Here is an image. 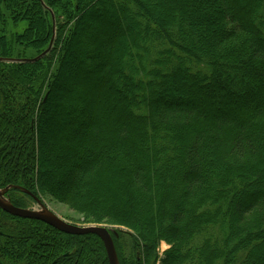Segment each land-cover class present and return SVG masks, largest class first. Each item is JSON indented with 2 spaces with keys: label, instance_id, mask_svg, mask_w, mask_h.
<instances>
[{
  "label": "trees",
  "instance_id": "obj_1",
  "mask_svg": "<svg viewBox=\"0 0 264 264\" xmlns=\"http://www.w3.org/2000/svg\"><path fill=\"white\" fill-rule=\"evenodd\" d=\"M0 58L15 207L17 186L127 228L119 264H264V0H0ZM0 264L110 263L97 235L0 208Z\"/></svg>",
  "mask_w": 264,
  "mask_h": 264
},
{
  "label": "rangeland",
  "instance_id": "obj_2",
  "mask_svg": "<svg viewBox=\"0 0 264 264\" xmlns=\"http://www.w3.org/2000/svg\"><path fill=\"white\" fill-rule=\"evenodd\" d=\"M6 9H8V6H6ZM99 17H103L101 15H95L94 17H89L88 21L92 22L96 19H98ZM13 27H10V30ZM26 28V24L22 23L21 26L18 27L17 31L19 33L22 32L23 29ZM83 45H87V38L83 35L80 36L76 42L74 43V50L75 53L79 56V50L81 49V47ZM0 61H8V62H16V59H1ZM58 65V63H56ZM55 64V65H56ZM54 66L55 68L57 67ZM74 75H75V71L73 69L72 66H70L69 64L67 65V67L64 68V76L62 78V80L60 81L61 85H65L68 86V88H72L73 85V81H74ZM95 85V83L93 84ZM96 89V88H95ZM58 92H61V88L57 89ZM102 93H104V90L101 89ZM98 92L97 90L93 89V93ZM55 102V99H53ZM50 108L52 109V103L50 104ZM228 114H232L233 116L234 113L232 112H227ZM123 122V120H122ZM44 141L45 143L48 142H52L54 141L53 138L50 137H44ZM68 186L65 184H58L57 186H55L53 189L55 192H60V190H64L65 188H67ZM13 186L11 187H6L4 189H0L1 191V197L12 204L11 202V198L8 194H10L9 192L12 189ZM15 188H18L16 190H19L20 192H23L27 195H25V202L28 203V206L26 207V209H31L34 211H38V212H47L49 215L55 217L56 219H59L65 223H68L70 225H75V226H104L109 230V233L111 235V232L113 233H118V231H122V232H128L131 233L127 228L125 227H119L117 225H111V224H102V225H98V224H94L89 222L90 221V217H88L87 214L85 213H80L72 208H70L68 205L61 203V201H59L54 195H42L39 194L38 196H35L34 194H30L29 191L25 190V189H21L17 186H15ZM112 237V236H111ZM169 248V245L166 244L165 242H161L159 245V253L160 256H162L164 254V252Z\"/></svg>",
  "mask_w": 264,
  "mask_h": 264
},
{
  "label": "water",
  "instance_id": "obj_3",
  "mask_svg": "<svg viewBox=\"0 0 264 264\" xmlns=\"http://www.w3.org/2000/svg\"><path fill=\"white\" fill-rule=\"evenodd\" d=\"M52 45H53V40L51 42L50 47L44 53H42L40 56H38L34 59H26L23 61H26V62L37 61L38 59H40L41 57H43L45 54H47L50 51ZM0 208L2 210H4L5 212H7L13 216H16V217H20V218H24V219H35V220L42 221V222L56 228L57 230H59L63 233H66V234H70V235L94 234V235H97L98 237L101 238V240L103 241V243L105 245L109 263L110 264H119L117 254H116V250H115V246L113 243V239L109 233V230L104 226H97V225L94 226L93 225V226L81 227V226L70 225L68 223H65V222L59 220V219H56L55 217L49 215L47 212H38V211L31 210V209H24V208L15 207L13 204L5 201L1 197V191H0Z\"/></svg>",
  "mask_w": 264,
  "mask_h": 264
}]
</instances>
